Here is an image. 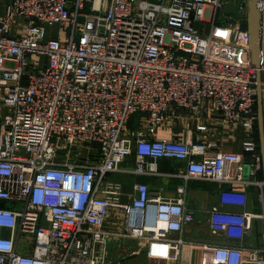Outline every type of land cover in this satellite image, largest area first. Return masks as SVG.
Instances as JSON below:
<instances>
[{
	"label": "built area",
	"instance_id": "obj_1",
	"mask_svg": "<svg viewBox=\"0 0 264 264\" xmlns=\"http://www.w3.org/2000/svg\"><path fill=\"white\" fill-rule=\"evenodd\" d=\"M227 2L7 4L0 16V91L7 111L0 121V202L21 208H0V264H109L111 245L119 248L118 258L137 254L126 243L146 246L150 259L179 263L184 240L166 233L182 234L195 221L186 203L189 181L226 184L221 204L246 207L247 193L232 185L253 183L262 166L254 136L257 68L246 20L220 15ZM258 8L263 70L264 0ZM200 110L217 111L251 131L244 150L252 161L231 151L208 154L202 143L150 138L132 125L137 116L155 131L178 111ZM132 155L134 168L126 171L139 176L158 175L160 159L185 162L176 196L137 182L131 201L123 203L122 183L109 176L124 171ZM112 210L124 218L120 231L105 227ZM209 219L213 233L236 241L204 245L216 262L261 261L240 243L251 230L250 213L214 207ZM24 237L33 243L30 254L20 251Z\"/></svg>",
	"mask_w": 264,
	"mask_h": 264
},
{
	"label": "crops",
	"instance_id": "obj_2",
	"mask_svg": "<svg viewBox=\"0 0 264 264\" xmlns=\"http://www.w3.org/2000/svg\"><path fill=\"white\" fill-rule=\"evenodd\" d=\"M11 1L12 0H0V16L4 15L6 6ZM262 84L264 85V63ZM6 113V109L2 106L0 91V121ZM132 122L136 128L143 127V130L150 138L179 140L193 145L202 143L205 145L208 154H214L219 151H231L243 154L247 163L252 161L251 154L244 150V142L248 140V136H246L245 133L248 130L241 124L232 125L225 122L217 111L200 110L194 114L187 111H178V113L168 119L165 126H159L155 131H151L147 126L140 125L137 116H134ZM199 125H206V130L200 131L198 129ZM254 136L258 140L259 151L261 153L258 123L254 130ZM134 161V155L128 157L121 165L124 171L109 176L110 179L122 183L123 195L121 198L123 203H129L131 201L134 185L137 182H144L154 193L160 191L163 196L170 198L175 197L177 189L184 184L183 179L176 175L185 169V162L175 159H160L156 162L159 171L158 175L139 176L127 172L133 170L135 165ZM247 175L246 177H248ZM251 180L254 182L250 184L232 185V187L244 190L247 193L248 199L245 208L221 204L220 192L224 187L228 186L226 184L224 185L207 180L189 181L186 203L189 208L195 211V221L187 226L182 234L175 232L166 233L167 236L173 238L182 237L184 240L179 263L150 259L147 255L146 246H138L136 243H132L138 252L126 258H118L115 253H119V248L111 245L110 249L112 253L110 256L112 257V261H110L109 264H221L214 260L212 252L206 250L204 245L222 244L224 242L235 243L236 241L227 240L223 234L213 233L211 231L209 218L210 211L214 207L231 211L245 210L252 215L251 230L240 243L245 248L246 253L253 250L257 251L261 261L256 263L247 262L245 264H264V195H262V190L264 194V186L261 188L255 183L256 181L264 183V170L262 166L256 178ZM0 208L20 209L21 204L16 202H0ZM124 222L123 216H121L118 211L112 210L106 220L105 227L113 231H120L123 228ZM4 233L5 235L10 234L9 230H5ZM126 247L129 248V245H126ZM20 251L27 254L33 252V243L29 238L24 237L22 239Z\"/></svg>",
	"mask_w": 264,
	"mask_h": 264
},
{
	"label": "water",
	"instance_id": "obj_3",
	"mask_svg": "<svg viewBox=\"0 0 264 264\" xmlns=\"http://www.w3.org/2000/svg\"><path fill=\"white\" fill-rule=\"evenodd\" d=\"M159 1V0H151ZM244 0H228L223 8L225 15H233L237 19H244L247 23L249 32V44L251 49L252 62L257 68V123L260 139V150L262 156V168L264 170V99L262 90V37H261V19L262 13L258 8L261 0H249L248 12L243 14L240 11L241 4ZM249 172L248 166L245 167V175Z\"/></svg>",
	"mask_w": 264,
	"mask_h": 264
},
{
	"label": "rangeland",
	"instance_id": "obj_4",
	"mask_svg": "<svg viewBox=\"0 0 264 264\" xmlns=\"http://www.w3.org/2000/svg\"><path fill=\"white\" fill-rule=\"evenodd\" d=\"M220 15H221V16H224L225 14H224L223 11H221V12H220ZM57 30H58V28H50V29H49L50 32H52V31H57ZM262 89H263V84H262ZM132 123H133V122H132ZM133 125H134V123H133ZM126 245H127V246L129 245V247H134V244H132V243H126Z\"/></svg>",
	"mask_w": 264,
	"mask_h": 264
},
{
	"label": "trees",
	"instance_id": "obj_5",
	"mask_svg": "<svg viewBox=\"0 0 264 264\" xmlns=\"http://www.w3.org/2000/svg\"><path fill=\"white\" fill-rule=\"evenodd\" d=\"M256 111H257V106H256ZM256 126H257V123H256ZM256 141H257V143H258V140H257V138H256ZM259 144V143H258Z\"/></svg>",
	"mask_w": 264,
	"mask_h": 264
}]
</instances>
